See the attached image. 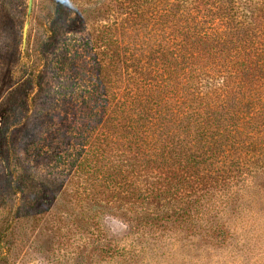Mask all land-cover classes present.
Masks as SVG:
<instances>
[{
  "label": "trees",
  "instance_id": "1",
  "mask_svg": "<svg viewBox=\"0 0 264 264\" xmlns=\"http://www.w3.org/2000/svg\"><path fill=\"white\" fill-rule=\"evenodd\" d=\"M47 4L0 124L6 196L22 171L13 129L74 107L86 134L78 219L98 248L86 264H264V0ZM70 13L87 34L62 30ZM19 220H2L0 263Z\"/></svg>",
  "mask_w": 264,
  "mask_h": 264
},
{
  "label": "rangeland",
  "instance_id": "2",
  "mask_svg": "<svg viewBox=\"0 0 264 264\" xmlns=\"http://www.w3.org/2000/svg\"><path fill=\"white\" fill-rule=\"evenodd\" d=\"M47 3L48 0H33L22 51L27 0H0V124L4 116L10 115L6 105L11 101L19 103L22 96L16 88L20 82L16 78L17 70L21 64L28 63L24 62L23 54L35 49L44 34L42 17ZM70 15L74 20L63 21L62 30L73 32L77 37L87 34L91 22L81 20L78 13ZM103 20L108 22L105 16ZM40 73L42 89L52 88L55 80L47 68L42 66ZM67 108L69 106L62 105L55 109L50 121L28 116L24 124L12 131L11 143L22 171L18 189L9 198L3 190L4 175L0 165V228L4 218L16 215L20 220L13 230V245L7 261L0 264H86L85 259L93 257L92 247L97 248L78 219L81 210L77 191H81L85 179L75 170L83 149L81 138L86 135L83 132L85 121L76 108ZM52 152L69 157L56 160L50 157ZM105 224L113 233H122L116 221L106 219ZM87 229L92 232L91 227Z\"/></svg>",
  "mask_w": 264,
  "mask_h": 264
},
{
  "label": "water",
  "instance_id": "3",
  "mask_svg": "<svg viewBox=\"0 0 264 264\" xmlns=\"http://www.w3.org/2000/svg\"><path fill=\"white\" fill-rule=\"evenodd\" d=\"M32 7H33V0H27L25 22H24L23 32H22V51H24L25 45H26L27 31H28L29 21H30V17L32 13Z\"/></svg>",
  "mask_w": 264,
  "mask_h": 264
}]
</instances>
